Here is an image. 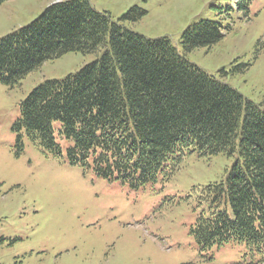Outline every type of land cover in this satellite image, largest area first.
I'll return each instance as SVG.
<instances>
[{
	"label": "trees",
	"instance_id": "obj_1",
	"mask_svg": "<svg viewBox=\"0 0 264 264\" xmlns=\"http://www.w3.org/2000/svg\"><path fill=\"white\" fill-rule=\"evenodd\" d=\"M147 13L135 5L114 20L91 0H56L1 37L0 83L7 86L69 52L103 49L77 72L34 88L20 103L15 128L45 154L61 157L54 134L60 121V134L74 141L71 164L138 187L156 180L164 166L176 170L186 153L237 155L225 181L204 187L208 209L191 231L202 249L238 243L261 253L264 109L188 59L225 37L220 21L189 26L179 51L167 36L149 38L127 26Z\"/></svg>",
	"mask_w": 264,
	"mask_h": 264
},
{
	"label": "rangeland",
	"instance_id": "obj_2",
	"mask_svg": "<svg viewBox=\"0 0 264 264\" xmlns=\"http://www.w3.org/2000/svg\"><path fill=\"white\" fill-rule=\"evenodd\" d=\"M55 1L0 4V38L30 24ZM91 4L114 20L135 5L147 10L127 26L149 38L167 36L179 51L189 26L220 21L225 37L193 50L188 59L264 109V0ZM102 52H69L14 86L0 83V264H264V251L251 253L238 243L202 249L191 231L208 209L204 187L225 181L237 155L186 153L176 170L164 166L156 180L138 187L71 164L68 148L74 141L60 134V121L54 122V134L61 157L45 154L24 129L15 128L20 103L34 88L77 72Z\"/></svg>",
	"mask_w": 264,
	"mask_h": 264
}]
</instances>
